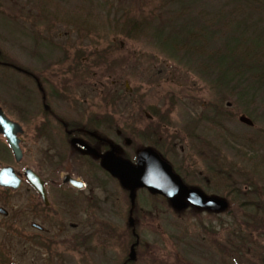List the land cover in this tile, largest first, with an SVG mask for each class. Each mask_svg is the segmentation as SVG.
<instances>
[{
    "label": "rangeland",
    "instance_id": "obj_1",
    "mask_svg": "<svg viewBox=\"0 0 264 264\" xmlns=\"http://www.w3.org/2000/svg\"><path fill=\"white\" fill-rule=\"evenodd\" d=\"M173 1L0 0V52L25 65L34 50L53 51L56 67L63 58L60 52L71 51L72 57L82 54L83 65L90 67L89 74L81 80L57 78L56 111L65 114L76 109L81 115L88 109L85 112L88 116L96 113L103 117L105 129L107 123L117 130L123 129L132 140L131 148L121 145V152L128 159L161 135L160 146L164 151L175 145L176 158L169 154L171 148L166 154L184 183L227 203V210L221 213H203L195 208L176 213L165 201L140 190L135 205L143 212H137L135 224L141 244L135 264H262L259 260L263 262L264 250L259 251L255 245H250L254 249L241 256L234 254L236 258L224 260L217 256L220 251L217 249L245 221L246 212L241 204L254 195L239 194L256 189L260 197L264 193V87L252 86L245 76L242 95L231 88H218L216 74L208 72L202 66L204 60L200 61L196 54L164 50L151 27L159 29L164 23L173 22ZM210 1L197 0L195 7L214 15L224 6L219 0ZM168 11L169 16L165 15ZM259 18L264 24V15ZM130 23L138 24L132 34ZM212 29L226 35L219 21H213ZM230 77L228 72L223 81ZM96 82L104 83V88L95 90ZM112 82L115 88L110 86ZM14 87L3 85L0 70V105L7 98H17ZM64 94L78 103L60 101L65 100L61 96ZM146 114L157 115L161 126L155 120L149 123ZM241 116L250 119L253 125L240 123ZM154 130L157 134L150 138L149 132ZM46 148L47 143L40 141L38 160L47 156ZM212 165L231 179L226 181L217 171L214 174L213 169L210 171ZM99 179L103 181L104 194L113 200L111 208L104 206V226H117L120 236L119 243L106 251L102 261L92 253L87 263L106 264V259L108 264H120L127 245L129 201L106 177ZM10 202L4 206L9 217L0 215V244L11 241L8 264H39L41 255L37 250L21 249L15 237L5 236V232L2 236V226L13 225L16 197ZM252 237L260 238L258 245L264 247V235L253 233ZM259 252L262 258L256 256ZM2 254L1 249L0 259Z\"/></svg>",
    "mask_w": 264,
    "mask_h": 264
},
{
    "label": "flooded vegetation",
    "instance_id": "obj_2",
    "mask_svg": "<svg viewBox=\"0 0 264 264\" xmlns=\"http://www.w3.org/2000/svg\"><path fill=\"white\" fill-rule=\"evenodd\" d=\"M60 54L63 58L56 67V56L53 51L34 50V54L28 56L29 60L26 59L25 65H20L19 61L8 53L2 55L0 52L3 85L15 86L17 92V98H7L0 105V116L8 124L7 127H3V133L0 132V170L9 169L16 180L14 186H0L2 204L0 210H3L0 215L3 218L9 217L4 206L10 205L12 198L16 197L11 221L13 225L2 226V236L5 232V236L15 237L21 249L37 250L41 255L39 264H86L88 255L92 253L102 261L104 254H107L106 251L119 243L120 236L117 226H104V206L111 208L113 203L111 197L106 195L107 193L104 194L103 181L99 179L106 177L117 186L124 197H128L129 207L126 210L128 227L125 229L127 245L122 252L123 257H120V264H135L137 250L141 244L135 219L137 212L143 211L136 207L135 199L133 204L131 203L129 191L122 188L119 181L102 167L103 157L113 151L117 158L135 165L137 155L143 149L150 148L187 186L166 154L171 148L169 154L176 158L177 155L173 154L175 145L164 151L160 146L162 136L158 135L157 140L152 138L157 134L154 130L149 132L152 133L150 137L152 143L146 144L143 149L135 152L132 159H128L121 152V145L131 148L132 140L123 129L117 130L114 125L109 126V123L108 129H105L103 117L100 118L101 115L96 113L88 116L85 113L88 109L81 115H78L76 109L65 114L57 112L54 85L57 78L66 81L81 80L88 76L90 69L83 65L82 54H75L73 57L71 51ZM110 84L115 88L114 82ZM94 88L102 89L104 83L96 82ZM61 96L65 100L60 101L65 104L78 103L76 99L67 97L66 94ZM146 118L149 123L155 120L161 126L157 115L146 114ZM7 136L15 143L18 158ZM40 141L47 143L45 149L47 156L43 161L38 160L37 156ZM182 152L180 149V153ZM29 175L35 176L41 183L40 190L45 199L39 187L35 188L31 184ZM140 190L147 191L136 190L135 198ZM198 190L208 197L213 196L207 195L201 189ZM148 193L165 201L176 213L195 208L188 206L185 210L175 211L167 198ZM195 209L209 214L221 213ZM148 214L153 215V211H149ZM113 215L117 213L113 212ZM133 244L135 259L129 261L130 247ZM10 246L11 241L0 244L3 253V259L0 260L3 264L11 261L8 256L11 254ZM127 249L129 253H126ZM104 260L106 264L109 263Z\"/></svg>",
    "mask_w": 264,
    "mask_h": 264
},
{
    "label": "trees",
    "instance_id": "obj_3",
    "mask_svg": "<svg viewBox=\"0 0 264 264\" xmlns=\"http://www.w3.org/2000/svg\"><path fill=\"white\" fill-rule=\"evenodd\" d=\"M219 1L223 2L224 6L217 10L216 14L211 15L208 14L209 12L206 13L205 9L195 7L197 0H174L173 22L164 23L159 29H155L156 26L150 27L154 29V35L158 42H161L164 50L175 53L176 51L191 52L196 54L200 61L204 60L205 65L202 66L207 68L208 72L213 71L216 74L214 80L218 88L226 90L231 88L232 91L237 90L238 93L240 92L239 95H242L245 87L242 81L245 76L249 78L252 86L264 87V24L259 18L264 15V0ZM170 14L171 12L168 11L165 15ZM213 21L220 22L221 28L226 29L224 32L226 35H221L220 31L212 29ZM152 24L157 25L154 22ZM130 25L133 27L132 30L130 29L132 34L137 30L138 24L130 23ZM219 37L223 38L219 39ZM228 72L231 77L223 81ZM212 163L216 165L213 159ZM218 164L217 166L221 167L220 163ZM212 169L213 173L217 171L218 176H224L222 178H226V181L231 179L219 168L213 166L210 171ZM256 191L257 189L254 192L250 190L239 194L243 197L251 193L254 197L250 199L251 202L241 204V209L246 212L243 215L244 223L240 222L239 228L236 232H231L230 238L226 235L224 244L217 249V252L220 250L217 256H222L223 260L236 258L235 255L241 256L248 249L253 250V247L250 249V245H255L259 251L264 250V247L258 245L260 238L252 237L253 233L264 235V193L260 197ZM234 192L238 193L235 189ZM237 249L239 251H236ZM256 256L262 258L260 252ZM259 261L263 264L264 257L263 262L262 259Z\"/></svg>",
    "mask_w": 264,
    "mask_h": 264
},
{
    "label": "water",
    "instance_id": "obj_4",
    "mask_svg": "<svg viewBox=\"0 0 264 264\" xmlns=\"http://www.w3.org/2000/svg\"><path fill=\"white\" fill-rule=\"evenodd\" d=\"M239 122L247 126H252L250 119L241 116ZM7 122L0 116V132L3 133V127H7ZM8 140L18 158V150L12 138L7 136ZM102 167L113 177H115L122 188L129 191V200L133 204L135 191L146 189L148 192L167 198L169 204L175 211L185 210L188 206L203 209L208 212H224L227 210V203L217 197L206 196L200 190L188 188L176 176L171 167L162 161L159 156L150 148L143 149L136 158V164L121 160L114 155V152L106 154L103 157ZM31 184L37 188L42 197L44 194L40 190L41 183L35 176H28ZM16 180L12 172L0 170V186H14ZM77 186V184L72 183ZM2 213L3 210H0ZM130 223L133 225L132 221ZM135 244L130 247L129 261L135 259Z\"/></svg>",
    "mask_w": 264,
    "mask_h": 264
}]
</instances>
